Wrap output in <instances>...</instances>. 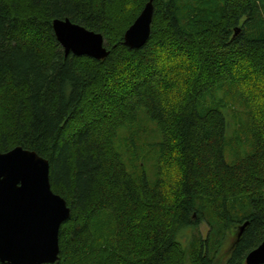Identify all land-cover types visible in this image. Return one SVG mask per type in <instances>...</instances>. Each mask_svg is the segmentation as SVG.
Segmentation results:
<instances>
[{
  "label": "trees",
  "instance_id": "obj_1",
  "mask_svg": "<svg viewBox=\"0 0 264 264\" xmlns=\"http://www.w3.org/2000/svg\"><path fill=\"white\" fill-rule=\"evenodd\" d=\"M147 2L0 0V151L49 160L71 207L60 264H246L264 241V0H154L131 48ZM55 18L110 54L67 56Z\"/></svg>",
  "mask_w": 264,
  "mask_h": 264
},
{
  "label": "water",
  "instance_id": "obj_2",
  "mask_svg": "<svg viewBox=\"0 0 264 264\" xmlns=\"http://www.w3.org/2000/svg\"><path fill=\"white\" fill-rule=\"evenodd\" d=\"M154 0H148L126 30L125 44L144 46L152 31ZM53 29L66 55L104 59L110 54L101 32L69 18H55ZM71 214L67 200L52 189L50 162L16 146L0 151V261L7 264H60V228ZM249 222L240 226V233ZM246 264H264V241L246 255Z\"/></svg>",
  "mask_w": 264,
  "mask_h": 264
},
{
  "label": "rangeland",
  "instance_id": "obj_3",
  "mask_svg": "<svg viewBox=\"0 0 264 264\" xmlns=\"http://www.w3.org/2000/svg\"><path fill=\"white\" fill-rule=\"evenodd\" d=\"M226 112V111H225ZM236 119V118H235ZM235 119H234V122H235ZM229 122H230V124L232 123V125H230L229 127H228V132L227 133H231L232 134V132H233V129H234V124H233V120L229 117ZM236 124V123H235ZM237 128V127H236ZM235 128V129H236ZM229 133V134H230ZM232 151V149H230V147H229V145H228V150H227V152H226V158H227V160L229 161V162H231V161H234L235 160V157H237L238 156V154H235V153H233V152H231ZM241 154H244V151H243V149L241 150V152H240ZM150 168V167H149ZM151 170H152V168H150V170H149V172H150V177L153 179L154 178V174H152L151 173ZM200 230H201V232H202V234H203V236L204 237H206L207 235H208V233H209V226L206 224V222H204V223H201V225H200ZM238 230V226H237V228L236 227H234V228H232L228 233H227V237H226V239H225V241H224V243H223V246L221 247V249L219 250L220 252H219V254H218V257H219V259H221V262H225L228 258H229V256H230V253H231V246H232V243L234 242V240L236 239V231ZM189 232V231H188ZM187 240H188V238H187V235L186 236H184L183 237V242L186 244L187 243Z\"/></svg>",
  "mask_w": 264,
  "mask_h": 264
}]
</instances>
